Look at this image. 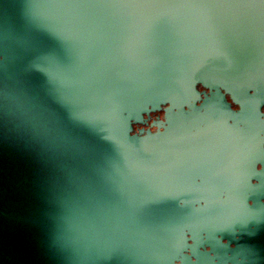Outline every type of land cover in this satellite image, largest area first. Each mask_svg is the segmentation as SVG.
<instances>
[{"label": "water", "instance_id": "95a60500", "mask_svg": "<svg viewBox=\"0 0 264 264\" xmlns=\"http://www.w3.org/2000/svg\"><path fill=\"white\" fill-rule=\"evenodd\" d=\"M263 106L264 0H0V264H197L256 233Z\"/></svg>", "mask_w": 264, "mask_h": 264}, {"label": "flooded vegetation", "instance_id": "af4514ba", "mask_svg": "<svg viewBox=\"0 0 264 264\" xmlns=\"http://www.w3.org/2000/svg\"><path fill=\"white\" fill-rule=\"evenodd\" d=\"M199 91L203 89L197 86ZM229 101V98L227 97ZM233 109L238 107L234 104L231 105ZM264 112V106L261 108ZM162 119V112L150 115L148 123L153 120ZM137 128V126H134ZM147 128V127H145ZM154 131V129H152ZM261 169V165H257V170ZM253 184H258L259 181L252 180ZM259 194L254 195L258 197ZM264 202V199L262 200ZM251 203V202H249ZM252 222L251 229L256 228V233H250L244 230L239 237H234L237 243H228L226 240H222L221 244H226V246H215L211 249L208 246L201 247L199 253L197 254V264H264V211L260 210L254 212L250 218H248L247 223ZM223 247V248H220ZM203 253H209L208 258L212 260L204 259ZM194 261V259H192ZM224 261V262H223Z\"/></svg>", "mask_w": 264, "mask_h": 264}, {"label": "snow or ice", "instance_id": "6c2138e0", "mask_svg": "<svg viewBox=\"0 0 264 264\" xmlns=\"http://www.w3.org/2000/svg\"><path fill=\"white\" fill-rule=\"evenodd\" d=\"M197 81H198V80H197V78H196L195 73L191 74V75L188 77L187 81H186V88H187L190 92H192L193 94L196 93V92H195V83H196ZM160 128H161V131H160V132H163V131H164L163 127L160 126ZM251 163H252V167H253V170H254V173H255V176L253 177V179H257V178H259V179H261V182L264 183V176H262L261 173H257V172H256V165H257V163H259V164H264V157L257 158V159H255V160H253Z\"/></svg>", "mask_w": 264, "mask_h": 264}]
</instances>
